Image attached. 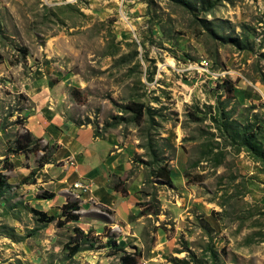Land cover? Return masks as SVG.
I'll return each mask as SVG.
<instances>
[{"label":"rangeland","instance_id":"1","mask_svg":"<svg viewBox=\"0 0 264 264\" xmlns=\"http://www.w3.org/2000/svg\"><path fill=\"white\" fill-rule=\"evenodd\" d=\"M46 114L127 156V213L55 193L43 151L8 154ZM243 129L264 152V0H0V264H121L109 239L139 264H264V159ZM69 200L80 219L59 224Z\"/></svg>","mask_w":264,"mask_h":264},{"label":"crops","instance_id":"2","mask_svg":"<svg viewBox=\"0 0 264 264\" xmlns=\"http://www.w3.org/2000/svg\"><path fill=\"white\" fill-rule=\"evenodd\" d=\"M50 117L46 114L37 118L30 132L45 145L56 144L54 163L45 165L44 170L56 187L55 193L69 191L74 183L82 182L90 186L87 198L96 199L118 214L127 213L131 194L123 196L111 186L113 177L126 180L132 167L127 156L110 139L96 138L90 128L68 122L55 125Z\"/></svg>","mask_w":264,"mask_h":264},{"label":"trees","instance_id":"3","mask_svg":"<svg viewBox=\"0 0 264 264\" xmlns=\"http://www.w3.org/2000/svg\"><path fill=\"white\" fill-rule=\"evenodd\" d=\"M228 92H232L233 88L232 85L227 88ZM217 122L220 124V127L227 132H229V129L232 125L231 118L228 116V112L225 110H218L217 112ZM243 143L248 145L256 155H258L259 158L264 159V152L263 148L260 147V144L258 143L257 140V134L255 131H250L248 129H243V132L241 134ZM42 140L41 139H36L32 133L29 130H26L24 134L19 136L17 140L14 143V148H10L8 150L9 155H24L25 157L29 156L30 154H35L40 151H43L44 154L40 158L38 164L40 166H45L47 164H53L52 156H47V152L51 149L49 145H44L41 146ZM49 153V152H48ZM8 188V183H7V178L5 175L0 173V200L3 198L5 195L6 191ZM112 188L115 191L120 192L123 196L128 195V190L123 186L122 181H118L113 184ZM54 197V194H49L46 196H42L44 199H52ZM80 210L81 206L78 201H71L69 200L64 206L61 208V215L60 219L63 218L59 224H67L71 222H77L80 219ZM39 216H42L43 218H46V216L40 212L37 213ZM53 219L49 218V221L51 222ZM44 221V220H41ZM75 232V237H74V243L75 246L70 248V253L72 255L77 254L78 252L82 250H87L83 249L82 245L84 244V241L89 237V234H85L80 228H76L74 230ZM83 238V239H82ZM108 247L114 252V254H119L120 262L121 264H139V261L141 259V252L138 250H135L134 252H129L125 248L119 246L116 241H113L109 239L106 243Z\"/></svg>","mask_w":264,"mask_h":264},{"label":"built area","instance_id":"4","mask_svg":"<svg viewBox=\"0 0 264 264\" xmlns=\"http://www.w3.org/2000/svg\"><path fill=\"white\" fill-rule=\"evenodd\" d=\"M73 186L78 189V190H81L83 192H88L89 191V185L88 184H84L82 182H76L73 184Z\"/></svg>","mask_w":264,"mask_h":264}]
</instances>
